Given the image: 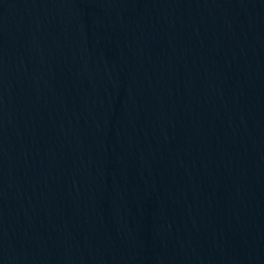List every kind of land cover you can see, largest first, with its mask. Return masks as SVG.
Masks as SVG:
<instances>
[{
	"label": "water",
	"instance_id": "95a60500",
	"mask_svg": "<svg viewBox=\"0 0 264 264\" xmlns=\"http://www.w3.org/2000/svg\"><path fill=\"white\" fill-rule=\"evenodd\" d=\"M0 264H264V0H0Z\"/></svg>",
	"mask_w": 264,
	"mask_h": 264
}]
</instances>
